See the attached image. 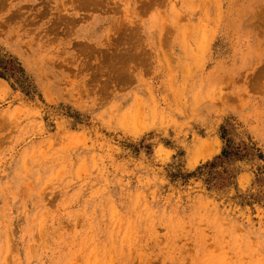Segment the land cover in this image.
Returning <instances> with one entry per match:
<instances>
[{
    "label": "rangeland",
    "instance_id": "obj_1",
    "mask_svg": "<svg viewBox=\"0 0 264 264\" xmlns=\"http://www.w3.org/2000/svg\"><path fill=\"white\" fill-rule=\"evenodd\" d=\"M0 264H264V0H0Z\"/></svg>",
    "mask_w": 264,
    "mask_h": 264
},
{
    "label": "bare ground",
    "instance_id": "obj_2",
    "mask_svg": "<svg viewBox=\"0 0 264 264\" xmlns=\"http://www.w3.org/2000/svg\"><path fill=\"white\" fill-rule=\"evenodd\" d=\"M213 150V149H212Z\"/></svg>",
    "mask_w": 264,
    "mask_h": 264
}]
</instances>
